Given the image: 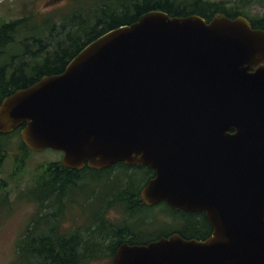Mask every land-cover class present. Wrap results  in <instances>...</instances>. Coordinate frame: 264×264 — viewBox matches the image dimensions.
<instances>
[{
	"label": "water",
	"instance_id": "1",
	"mask_svg": "<svg viewBox=\"0 0 264 264\" xmlns=\"http://www.w3.org/2000/svg\"><path fill=\"white\" fill-rule=\"evenodd\" d=\"M24 124V143L67 167L155 169L149 205L213 225L206 240L122 244L113 264H264V29L246 17L145 12L6 96L0 134Z\"/></svg>",
	"mask_w": 264,
	"mask_h": 264
},
{
	"label": "rangeland",
	"instance_id": "2",
	"mask_svg": "<svg viewBox=\"0 0 264 264\" xmlns=\"http://www.w3.org/2000/svg\"><path fill=\"white\" fill-rule=\"evenodd\" d=\"M111 1L113 0L109 1V5ZM229 1V4H226L231 6L236 0ZM247 1V6L241 9L243 13L255 18L264 15V0ZM101 3L102 0H0V26L12 20L31 18L27 26L20 28L14 35L18 45H8L6 50L9 54L18 53L20 57L29 56V62L33 63L35 60L29 54L37 49L36 39L41 30L45 31L44 42L51 40L48 42V48L52 49L58 45L61 35H78L85 21L90 24L89 28L94 26L97 18L105 13ZM53 20L56 29L52 30ZM59 32L61 35L57 38ZM27 41L30 45L24 51L19 44L21 42L23 45ZM27 51L29 54H26ZM8 60L7 56L1 58L0 67ZM5 72L7 76L8 71ZM0 142L4 144V159L0 170V198L9 196L5 208L0 209V264H12L17 243L26 236V228L31 219L42 215L36 203L38 201L31 198L29 191L35 188L44 167L49 163L60 162L63 152L53 148L27 152L22 149V143L16 133L10 138L1 137ZM130 172L131 170L126 171V174ZM124 179L121 167L114 168L109 177L105 171L92 170H88L84 176L80 175L61 199H51V203L44 207L50 215L47 219H37V222L45 231L39 229L35 235L38 237L43 233L78 234L81 237L80 242L82 241L80 252L84 258H89L83 264H110V254L114 247L110 241L114 240L115 229L128 220L127 202L119 197V191L127 181ZM141 179L140 172L135 175L133 181L138 182ZM132 188L128 186L127 189ZM113 197L116 199L114 205L110 202ZM159 210H153L152 215H163L164 212ZM174 226L171 224L166 230ZM110 235L113 238H110Z\"/></svg>",
	"mask_w": 264,
	"mask_h": 264
},
{
	"label": "trees",
	"instance_id": "3",
	"mask_svg": "<svg viewBox=\"0 0 264 264\" xmlns=\"http://www.w3.org/2000/svg\"><path fill=\"white\" fill-rule=\"evenodd\" d=\"M109 1L102 0L101 4L105 13L104 16L97 18L94 26L89 28L90 24L85 21L80 27L78 35L71 34L62 37L59 32L57 34V38L58 35H61L59 43L52 49L48 48V42L51 40H45L44 42L43 36L45 35V31L41 30L42 32L36 39L38 42L37 49L30 54L28 51L26 52V54L34 58L35 61L33 63L29 62V56L26 58L24 56L20 57L18 54H9V51L6 50L8 45L10 47L18 45L17 40L14 39V35L20 28L24 29L31 18L17 19L3 23L0 26V59L7 56L9 57V61L0 67L1 97L19 88H24L35 83L45 74L62 72L72 57L91 40L110 29L134 22L138 16L149 10H165L172 15L198 13L206 17L212 16L217 11H222L234 16L238 14L237 12L234 13V9L236 11L240 10L243 13L241 9L245 8L249 3L247 0H236L234 2L235 4L228 6L229 0L219 2L210 0H113L111 1V5H109ZM258 18L252 19L255 26L264 28V15H259ZM52 23V30L56 29L55 21L53 20ZM28 42H25L23 45L20 42L19 46L27 50V47L30 45ZM6 70L8 71L7 76H5ZM19 130L10 134H2L0 138L3 136L10 138L15 133L19 135ZM21 143L22 149L27 152L31 151L22 140ZM3 145L0 142V170L4 159ZM87 170H89L88 167L82 170L67 168L61 162L49 163L44 167V172L40 174L35 188L29 191L31 198L38 201L36 203L42 215L35 216L31 219V222L26 228V236L18 243L16 256L12 264H83L86 259H89L88 257L84 258L80 252L82 241L80 242L81 237L78 234H64L59 232L60 235L57 233H43L38 237L35 235L39 229L45 231L44 228L39 227L37 222V219H47L50 215L48 211L44 210V207L51 203V199H61L67 193L66 191L69 186L71 184L74 185L76 179L80 175L84 176ZM145 172L146 170L143 171V174ZM149 172L150 170H148ZM134 178L135 174L129 177V187L135 185ZM127 188L125 187L123 190ZM129 198H131L130 193ZM7 201H9V196L0 198V209L5 208ZM132 202L133 200L129 199L127 202L128 207L129 203L131 204ZM170 212L177 213L171 208Z\"/></svg>",
	"mask_w": 264,
	"mask_h": 264
},
{
	"label": "flooded vegetation",
	"instance_id": "4",
	"mask_svg": "<svg viewBox=\"0 0 264 264\" xmlns=\"http://www.w3.org/2000/svg\"><path fill=\"white\" fill-rule=\"evenodd\" d=\"M5 96L1 97L2 100ZM127 167L128 165L123 164ZM155 175V171L152 172L150 178ZM149 178V179H150ZM142 190V189H141ZM132 189H124L119 194L120 199L126 202L132 199L128 213L126 215L127 223L121 225L120 228L115 229L116 235L113 241V250L110 254V264H112L116 249L124 243L132 244H144L154 240H157L163 236L168 237L171 234L178 233L182 237L187 239H207L213 232V226L209 221L206 212L202 211H186V210H173L177 213L168 215L164 213L161 216L152 215V211L155 208H163V211H170L171 206L165 202H160L156 205H148L142 198V192ZM129 193L131 198H129ZM123 195H125L123 197ZM128 205V203H127ZM133 206V207H131ZM172 209V208H171ZM130 214L132 215H129ZM166 215V216H165ZM125 219V218H124ZM171 224L175 225L172 228L166 230V227ZM122 229V230H121ZM110 238L111 235L109 236ZM109 237L107 238L109 241Z\"/></svg>",
	"mask_w": 264,
	"mask_h": 264
},
{
	"label": "bare ground",
	"instance_id": "5",
	"mask_svg": "<svg viewBox=\"0 0 264 264\" xmlns=\"http://www.w3.org/2000/svg\"><path fill=\"white\" fill-rule=\"evenodd\" d=\"M57 23V22H56ZM56 35V34H55ZM56 39V38H55ZM59 225V224H58ZM59 227V226H58ZM108 228V227H107ZM53 230H54V228H53ZM122 230V229H121ZM56 232H57V230H56ZM95 234V233H94ZM101 235H102V233H101ZM105 244V243H104ZM102 246V245H101ZM88 250V249H87Z\"/></svg>",
	"mask_w": 264,
	"mask_h": 264
}]
</instances>
